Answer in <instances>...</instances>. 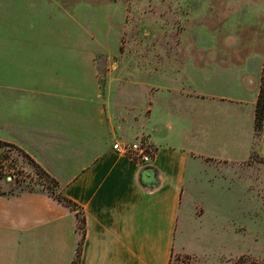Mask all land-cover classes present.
Instances as JSON below:
<instances>
[{"label": "crops", "instance_id": "obj_1", "mask_svg": "<svg viewBox=\"0 0 264 264\" xmlns=\"http://www.w3.org/2000/svg\"><path fill=\"white\" fill-rule=\"evenodd\" d=\"M47 12L44 0H0V139L57 179L85 228L78 210L50 192L0 194V264H77L82 235L78 264H169L175 252L219 259L212 239L228 224L209 219L205 206L195 216L186 198L197 185L213 186L197 182L213 161L237 166L253 152L264 157V122L255 128L264 0H241V41L219 27L221 43L208 56L174 58L166 64L173 73L156 87L141 84L142 106L132 100L140 84L119 74L104 79L95 57L102 47L38 21ZM138 139L155 150L148 163L113 148Z\"/></svg>", "mask_w": 264, "mask_h": 264}, {"label": "rangeland", "instance_id": "obj_2", "mask_svg": "<svg viewBox=\"0 0 264 264\" xmlns=\"http://www.w3.org/2000/svg\"><path fill=\"white\" fill-rule=\"evenodd\" d=\"M44 1L50 12L38 21L63 29V36L72 42L101 46L95 53L101 63L99 75L119 74L127 76L128 82L133 78L140 84L133 88L136 106H142L148 91L141 84L156 87L159 77L173 73L167 65L174 58L197 59L208 56V47H218L219 27L230 32L232 41H241V0ZM9 56L16 54L11 50ZM54 61L51 57L50 62ZM0 172L4 175L0 189L5 192L60 193L59 184L42 176L16 145L0 144ZM206 180L213 186L199 190L197 185L186 202L195 216L203 214L205 206L209 219L222 217L228 224L220 237L212 239L219 259L175 252L171 264H231L242 255L264 264V157L253 152L237 166L213 161L211 167L198 171V184Z\"/></svg>", "mask_w": 264, "mask_h": 264}, {"label": "trees", "instance_id": "obj_3", "mask_svg": "<svg viewBox=\"0 0 264 264\" xmlns=\"http://www.w3.org/2000/svg\"><path fill=\"white\" fill-rule=\"evenodd\" d=\"M263 122H264V67H263V74H262L261 90H260V93H259V96H258V100H257V105H256L255 128H256L257 133H259L262 130ZM0 144H3V145H7V144L15 145V144H13L11 142L4 141V140H1V139H0ZM20 150H21L22 154L24 156H26L27 158H29V160L35 165L37 171L42 176H46V178L50 179L55 185H58L57 179L52 177L47 170H45L33 157H31V155H29L27 152H25L21 148H20ZM3 176H4L3 173L0 172V178H2ZM6 193H13V192H5V191L0 189V194H6ZM56 196L58 197L59 200H61L65 204L69 205L73 209L80 208L70 198H68V197H66V196H64V195H62L60 193L58 195H56ZM77 213H78V217H79V227L81 228V230H84V228H85V217H84L82 211H81V215L79 213V210H78ZM83 239H84V236L82 235L81 239L79 240V245H78V249H77V255H76L75 259H74V262L77 263V264L79 263L80 256H81ZM171 261H172V257H171V260H170L169 264H171ZM231 264H263V263L257 261L256 259H251V258H249L246 255H242V256H239L237 259L233 260V262Z\"/></svg>", "mask_w": 264, "mask_h": 264}, {"label": "built area", "instance_id": "obj_4", "mask_svg": "<svg viewBox=\"0 0 264 264\" xmlns=\"http://www.w3.org/2000/svg\"><path fill=\"white\" fill-rule=\"evenodd\" d=\"M113 148L131 158L137 163H148L152 160L155 153L154 148L143 139L135 141H122L118 140L114 142Z\"/></svg>", "mask_w": 264, "mask_h": 264}, {"label": "water", "instance_id": "obj_5", "mask_svg": "<svg viewBox=\"0 0 264 264\" xmlns=\"http://www.w3.org/2000/svg\"><path fill=\"white\" fill-rule=\"evenodd\" d=\"M149 168H146L143 172L145 173V172H149ZM149 182H151V183H149ZM156 183H154V180L153 179H150V180H148L147 181V185H149V186H154Z\"/></svg>", "mask_w": 264, "mask_h": 264}]
</instances>
